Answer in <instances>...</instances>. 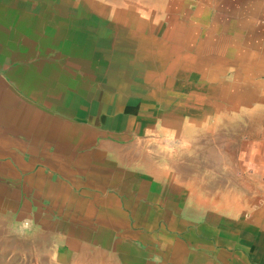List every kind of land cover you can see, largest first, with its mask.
Instances as JSON below:
<instances>
[{"label":"crops","instance_id":"obj_1","mask_svg":"<svg viewBox=\"0 0 264 264\" xmlns=\"http://www.w3.org/2000/svg\"><path fill=\"white\" fill-rule=\"evenodd\" d=\"M0 55L85 206L0 264H264V0H0Z\"/></svg>","mask_w":264,"mask_h":264},{"label":"water","instance_id":"obj_2","mask_svg":"<svg viewBox=\"0 0 264 264\" xmlns=\"http://www.w3.org/2000/svg\"><path fill=\"white\" fill-rule=\"evenodd\" d=\"M1 63L0 246L39 256L40 248L43 255L64 244L69 214L85 207L73 205L72 193L83 188L71 179L76 167L67 169L59 153L65 147L51 140L52 132H61L57 115L19 92L8 73L21 61Z\"/></svg>","mask_w":264,"mask_h":264}]
</instances>
